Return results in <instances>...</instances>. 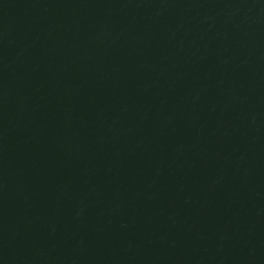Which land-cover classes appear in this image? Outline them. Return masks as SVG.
Wrapping results in <instances>:
<instances>
[{"label":"water","instance_id":"water-1","mask_svg":"<svg viewBox=\"0 0 264 264\" xmlns=\"http://www.w3.org/2000/svg\"><path fill=\"white\" fill-rule=\"evenodd\" d=\"M0 264H264V0H0Z\"/></svg>","mask_w":264,"mask_h":264}]
</instances>
